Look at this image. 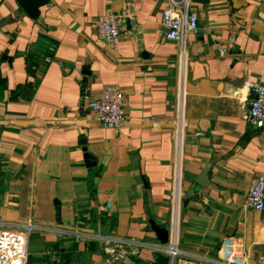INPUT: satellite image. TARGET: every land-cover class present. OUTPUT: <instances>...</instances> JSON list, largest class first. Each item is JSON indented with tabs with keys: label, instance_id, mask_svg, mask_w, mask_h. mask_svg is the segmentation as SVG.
Wrapping results in <instances>:
<instances>
[{
	"label": "crops",
	"instance_id": "1",
	"mask_svg": "<svg viewBox=\"0 0 264 264\" xmlns=\"http://www.w3.org/2000/svg\"><path fill=\"white\" fill-rule=\"evenodd\" d=\"M48 1L31 19L0 0V229L34 226L27 264H105L98 233L144 244L134 264H151L152 221L170 227L174 264H264V212L245 204L264 176V131L245 120L247 84H264V0H190L200 31L185 46L165 38L170 0ZM106 14L127 19L118 48L97 35ZM113 86L119 131L88 108Z\"/></svg>",
	"mask_w": 264,
	"mask_h": 264
},
{
	"label": "built area",
	"instance_id": "2",
	"mask_svg": "<svg viewBox=\"0 0 264 264\" xmlns=\"http://www.w3.org/2000/svg\"><path fill=\"white\" fill-rule=\"evenodd\" d=\"M126 23L127 19L120 14L101 15L96 21L97 35L110 46L118 48L124 40L123 30ZM162 26L166 31L165 38L182 46H185L188 34H198L200 31L198 15L190 10V0H170V5L163 11ZM215 47L219 56L225 57L232 51L234 39L217 40ZM49 51L52 53L54 48L51 47ZM44 61L49 64L52 58L48 56ZM247 88L252 98L245 112V120L251 129L263 132L264 84L248 83ZM125 99V93L119 87H107L89 102L88 108L92 111L95 120L103 127L119 131L126 120ZM182 115L181 110L180 116ZM178 138L179 146L180 132ZM176 196L175 210L178 211L181 193L178 191ZM245 204L256 212H264V176H257L251 181ZM102 210L106 211L105 208ZM33 229L31 223L0 229V264H27L29 239ZM89 238L100 244L105 255V264H134V259L145 246L134 240L99 233L90 235ZM159 251L165 252L174 260L181 255L176 241L171 242L168 248L159 247ZM202 261L208 264H236L233 261L223 260L202 259Z\"/></svg>",
	"mask_w": 264,
	"mask_h": 264
},
{
	"label": "water",
	"instance_id": "3",
	"mask_svg": "<svg viewBox=\"0 0 264 264\" xmlns=\"http://www.w3.org/2000/svg\"><path fill=\"white\" fill-rule=\"evenodd\" d=\"M193 3L207 4L209 0H191ZM48 0H18L19 5L25 11V13L31 19H37L40 16V9L48 4ZM86 151V149L84 150ZM87 157V156H86ZM208 170H205L198 181V189L195 193H198L200 187H206L209 183ZM151 228L156 234L157 241L161 247L170 245L172 232L169 226L159 227L153 221L151 222ZM155 260L151 264H171L175 263V260L168 256L165 252L157 251L154 254Z\"/></svg>",
	"mask_w": 264,
	"mask_h": 264
},
{
	"label": "trees",
	"instance_id": "4",
	"mask_svg": "<svg viewBox=\"0 0 264 264\" xmlns=\"http://www.w3.org/2000/svg\"><path fill=\"white\" fill-rule=\"evenodd\" d=\"M39 61V57L37 56H30L29 59V64L31 66H35L37 65V62ZM5 85V79L2 77L1 75V69H0V86H4ZM34 85H32L31 83H28L24 86L25 92L22 94L24 99H29L32 95V93L34 92ZM21 87H19L18 89H20ZM18 91H16L15 93H13V95H16Z\"/></svg>",
	"mask_w": 264,
	"mask_h": 264
},
{
	"label": "bare ground",
	"instance_id": "5",
	"mask_svg": "<svg viewBox=\"0 0 264 264\" xmlns=\"http://www.w3.org/2000/svg\"><path fill=\"white\" fill-rule=\"evenodd\" d=\"M174 245H175V243H174ZM174 247H176V246H174Z\"/></svg>",
	"mask_w": 264,
	"mask_h": 264
},
{
	"label": "rangeland",
	"instance_id": "6",
	"mask_svg": "<svg viewBox=\"0 0 264 264\" xmlns=\"http://www.w3.org/2000/svg\"><path fill=\"white\" fill-rule=\"evenodd\" d=\"M175 212H176V210H175Z\"/></svg>",
	"mask_w": 264,
	"mask_h": 264
}]
</instances>
